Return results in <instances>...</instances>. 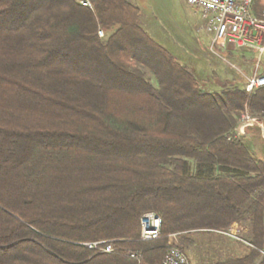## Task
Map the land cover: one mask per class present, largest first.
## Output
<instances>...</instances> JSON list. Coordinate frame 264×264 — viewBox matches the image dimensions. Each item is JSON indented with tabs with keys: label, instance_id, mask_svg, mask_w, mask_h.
Masks as SVG:
<instances>
[{
	"label": "trees",
	"instance_id": "16d2710c",
	"mask_svg": "<svg viewBox=\"0 0 264 264\" xmlns=\"http://www.w3.org/2000/svg\"><path fill=\"white\" fill-rule=\"evenodd\" d=\"M91 2L0 0V264H161L242 223L214 264H264V151L236 130L264 86L206 89L134 0Z\"/></svg>",
	"mask_w": 264,
	"mask_h": 264
},
{
	"label": "rangeland",
	"instance_id": "374dc122",
	"mask_svg": "<svg viewBox=\"0 0 264 264\" xmlns=\"http://www.w3.org/2000/svg\"><path fill=\"white\" fill-rule=\"evenodd\" d=\"M137 1L145 11V14L141 16L144 28L156 41L165 46L177 61L196 74L202 87L211 91H220L227 86H246L254 73L264 71V53L259 57L252 50L220 46L213 40L212 35L201 30L203 22L199 13L184 0H170L172 3L168 4H170L171 12L155 17L152 16L151 9L157 0ZM105 35L104 31L101 37ZM245 112L250 113L248 109ZM252 115L263 119L261 113ZM240 122L242 124V115L238 120L237 134L256 137L253 149L262 153L264 151V119L261 121L262 125L252 123L243 127ZM247 228L246 223L233 224L231 233L225 234V237L221 235L198 237L197 242L189 249V264H214L217 260H221L236 249L234 241H229L235 238L231 235H242ZM118 245L115 244L116 248ZM130 249L133 251L135 248Z\"/></svg>",
	"mask_w": 264,
	"mask_h": 264
},
{
	"label": "built area",
	"instance_id": "2783aa9c",
	"mask_svg": "<svg viewBox=\"0 0 264 264\" xmlns=\"http://www.w3.org/2000/svg\"><path fill=\"white\" fill-rule=\"evenodd\" d=\"M195 8L203 22L202 29L212 35L213 40L222 47L252 50L260 57L264 53V9L260 15L253 11L256 0H184ZM84 6L92 7L91 0H80ZM100 36L104 35L99 29ZM264 86V71L254 73L246 83V90L254 91ZM264 119V111L261 113ZM249 112L242 114V124L262 125L263 119ZM239 126V125H238ZM238 126L236 130H238ZM162 217L155 211H147L141 216L140 238L144 241L154 240L161 233ZM114 240H95L84 245L96 252H112L116 249ZM134 258H140V251H130ZM161 264H189L187 255L178 247L171 245Z\"/></svg>",
	"mask_w": 264,
	"mask_h": 264
},
{
	"label": "crops",
	"instance_id": "0c3cea01",
	"mask_svg": "<svg viewBox=\"0 0 264 264\" xmlns=\"http://www.w3.org/2000/svg\"><path fill=\"white\" fill-rule=\"evenodd\" d=\"M134 2L137 4V6L139 7L140 9V17L145 14L144 10L138 5V1L137 0H134ZM168 3H172V1L170 2V0H157L154 4H153V7L151 9V13H152V16L155 17V16H161L163 15L164 13H168V12H171L169 8L170 7V4ZM197 11V10H196ZM195 11V12H196ZM197 13H199L197 11ZM200 15V14H199ZM152 21H153V18H152ZM144 23V22H143Z\"/></svg>",
	"mask_w": 264,
	"mask_h": 264
}]
</instances>
